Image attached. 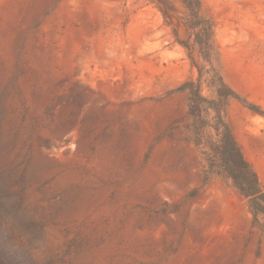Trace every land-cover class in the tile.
I'll use <instances>...</instances> for the list:
<instances>
[{"label":"rangeland","instance_id":"1","mask_svg":"<svg viewBox=\"0 0 264 264\" xmlns=\"http://www.w3.org/2000/svg\"><path fill=\"white\" fill-rule=\"evenodd\" d=\"M202 2L227 15L223 75L227 47L247 60L229 77L264 79V49L229 24L264 0ZM197 77L149 0H0V218L33 264H264L247 201L203 187L198 149L171 137L189 100L170 92ZM227 117L264 184V116Z\"/></svg>","mask_w":264,"mask_h":264},{"label":"trees","instance_id":"2","mask_svg":"<svg viewBox=\"0 0 264 264\" xmlns=\"http://www.w3.org/2000/svg\"><path fill=\"white\" fill-rule=\"evenodd\" d=\"M149 1L160 11L165 24L172 28L176 42L186 50L191 65L198 72L196 80L189 79L170 92L187 94L189 100L185 123L174 126L171 137H179L198 149L203 164V187L214 178L230 183L247 201L253 229L264 234V184L246 158L227 117L232 101L263 116L264 110L225 81L216 21L202 0ZM205 87L209 96L204 94ZM196 195L197 190H194L189 197ZM0 264H33L1 218Z\"/></svg>","mask_w":264,"mask_h":264},{"label":"crops","instance_id":"3","mask_svg":"<svg viewBox=\"0 0 264 264\" xmlns=\"http://www.w3.org/2000/svg\"><path fill=\"white\" fill-rule=\"evenodd\" d=\"M217 31H222L227 33V15L222 18H215ZM234 27H248L250 28V33L248 37L241 36V39H246L249 43L257 44L264 49V18L259 19H247V18H239L235 20H231L229 23ZM240 53V51H239ZM222 58L224 63V77L227 84L234 89L237 93L247 98L250 102L261 106L264 108V79H255L248 78L243 79L238 78L236 76H228L227 64L230 65H239L241 66L247 60L241 55L235 54L231 56L230 59L227 58V47L222 49ZM252 61V60H248ZM242 71V70H240Z\"/></svg>","mask_w":264,"mask_h":264}]
</instances>
